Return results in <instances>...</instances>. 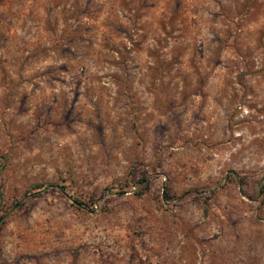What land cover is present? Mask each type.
<instances>
[{
	"label": "rangeland",
	"instance_id": "374dc122",
	"mask_svg": "<svg viewBox=\"0 0 264 264\" xmlns=\"http://www.w3.org/2000/svg\"><path fill=\"white\" fill-rule=\"evenodd\" d=\"M0 264H264V0H0Z\"/></svg>",
	"mask_w": 264,
	"mask_h": 264
}]
</instances>
